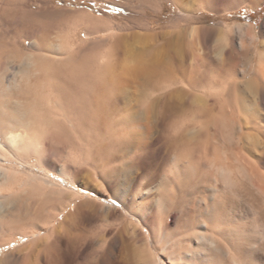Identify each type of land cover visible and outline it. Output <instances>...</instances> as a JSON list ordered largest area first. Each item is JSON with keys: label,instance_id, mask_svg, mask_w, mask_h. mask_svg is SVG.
<instances>
[{"label": "bare ground", "instance_id": "obj_1", "mask_svg": "<svg viewBox=\"0 0 264 264\" xmlns=\"http://www.w3.org/2000/svg\"><path fill=\"white\" fill-rule=\"evenodd\" d=\"M244 1L251 9L264 5V0ZM235 29L240 37H233L232 42L239 48V56L225 54L220 46L218 56L225 54V61L232 64L224 73V68L216 72L206 87L201 86L200 60L190 61L191 55L182 49L185 38L167 39L156 34L153 42L160 46L146 49L141 55L128 54L125 37L115 39L106 54L108 61L94 70L99 81L95 100L93 91L83 86L82 104L70 105V116L65 100L68 88L57 69L65 60L61 46L36 45L37 54H26L20 74L27 78L35 74L54 88L46 101L53 113H46V107L20 111L0 101V251L15 246L10 253L3 251L0 264L14 260L21 264H257L240 250L264 241V226L256 220L251 227L242 228L229 217L232 213L228 216L227 208L221 209L213 198L211 203L200 200L201 205H192L187 212L191 221L183 235L173 234L185 189L199 180L187 179L196 175L198 164L204 163L218 173L223 186L230 190L234 171L217 164L221 154L217 143L236 141L233 115L244 109L246 96L264 101V53L257 55V63L244 65L259 33L252 24H240ZM237 61L243 63V69ZM126 87L135 89L138 110L146 117L121 106L120 95ZM185 96L189 101L183 99ZM11 111L22 118L6 114ZM31 113L36 121L29 118ZM88 117L93 125L95 120L100 129L103 126L105 134L92 131L94 136L84 138L81 146H73L78 156L70 166H64L61 172L67 179L60 182L53 178L47 164L55 131L67 124L78 132L76 119ZM168 118L180 120L169 140L186 150V163L177 164L170 179H142L141 172L158 153L153 139L155 126ZM16 126L21 130H14ZM34 157L37 161L32 163ZM234 161L239 160L235 157ZM260 163L264 166V159ZM83 165L93 168L99 179L81 183L78 168ZM254 168L250 173L243 166L237 167L264 197V174L256 165ZM132 169L138 170L137 175L129 181L122 179V174ZM159 180V188L154 190ZM207 190L213 196L218 193L217 187ZM148 196L151 198L145 200ZM33 206L37 207L34 214L25 218L14 215L18 207L24 210ZM143 227L148 229L146 241L141 238Z\"/></svg>", "mask_w": 264, "mask_h": 264}, {"label": "rangeland", "instance_id": "obj_2", "mask_svg": "<svg viewBox=\"0 0 264 264\" xmlns=\"http://www.w3.org/2000/svg\"><path fill=\"white\" fill-rule=\"evenodd\" d=\"M248 4L244 0H0V101L12 109L20 108V111H29L30 108L40 110L41 107H46L44 111L52 114L53 110L47 107L46 101L52 97L54 88L35 74L28 78L23 76L19 68L26 54L38 53L36 45H59L61 56L65 60L57 66V69L62 73V81L68 88L69 95L65 100L68 105H66L67 113L70 116L69 106L82 104L81 101L85 96L83 86L93 91L95 100L99 81L94 75V70L108 61V51L115 39L125 37L127 40L125 39L124 46L127 52L130 51L128 54L141 55L146 49L160 46L161 43L153 42L156 34H163L167 39H175L178 36L186 39V49H182L189 52L190 61L200 60L199 73L203 81L201 86L206 87L216 76V72L224 68L222 72L224 73L225 68H230L232 62L225 61V54L239 56L240 50L232 42L233 37H240V32L235 26L252 24L259 33L257 41L251 46L252 55L244 60V65L257 63L260 57L257 55L264 53V5L251 9ZM90 26L93 27L92 31H89ZM209 35H211L210 40L207 39ZM220 46L225 48V54L221 58L218 56ZM70 47L74 49L69 50ZM239 64V69H243V63ZM87 69L93 71L89 73ZM224 78L226 76L222 80H225ZM179 88L188 90L186 87ZM240 89L243 90L244 87ZM200 94L201 97L204 95L202 92ZM69 96L70 98H67ZM120 96L123 108L134 109L146 117L144 112L138 110L139 96L133 87H126ZM176 99L179 102L181 96ZM183 99L188 100V97L185 96ZM245 99L247 101L244 109L233 115L237 124V129L234 131L236 141L228 144L229 146L227 143H217L218 153L221 154L216 162L233 169V185L228 190L229 188L223 186L220 180L223 178L218 173L205 167L204 163L198 164L196 175L188 176L187 179L199 180L193 181L194 185L191 183L192 186L189 185L187 190L185 189L186 197L179 205L180 214L173 226L174 235H183L185 226L191 221L187 212L192 205H201L198 203L200 200L211 203L212 198L221 209L227 208V215L229 216L231 212L232 215L229 217L234 218L235 223L242 228L251 227L256 220L264 226V197L250 186L247 178L237 169L238 166H243L251 173L256 165L264 174V166L260 163L264 159V101H255L248 96ZM12 111L6 114L22 118L21 114ZM95 113L94 108V115ZM32 118L36 121L34 117ZM82 119H76L79 125L78 132H73L67 124H63L59 131H55V139L51 141V155L47 164H50L53 178L60 182L67 179L61 172L64 166H70L75 156H78L76 154L78 152H74V147L81 146L85 142L83 139L94 136V132L100 134L101 131L102 134L105 131L103 126L100 129L95 120L93 125L91 117L83 121ZM164 123L156 125L153 131L154 147L158 153L150 161L147 169L141 172L142 179H170L169 176L175 171L176 165L186 163L184 161L186 150L172 145L169 140L172 129L177 128L180 120L174 121L168 118ZM14 130L19 131L21 127L16 126ZM210 130L213 131L212 128ZM235 157L241 162H235ZM248 160L255 162L249 163ZM31 161L35 163L37 158L34 157ZM89 167L83 165L78 168L81 171L79 177L81 183H90L94 179H99L94 174V169ZM136 171L138 170L126 171L122 174V179L125 181L133 179L137 175ZM159 183L160 180L154 185V190L159 188ZM213 187L218 188L215 196L213 192L207 190ZM149 198L151 196L145 200ZM29 208L23 210L18 207L20 211H15L14 215L25 218L28 214L37 211V207ZM42 215L45 216V212ZM146 229L145 227L140 229L141 238L145 241L148 237V229L147 232ZM14 247L11 246L3 251L10 253ZM247 248L242 247L244 250H240L243 256H251L257 264H264V241ZM3 251H0V259L4 256ZM19 263L21 264L14 260L8 264Z\"/></svg>", "mask_w": 264, "mask_h": 264}]
</instances>
